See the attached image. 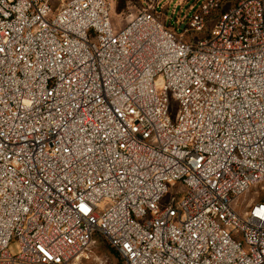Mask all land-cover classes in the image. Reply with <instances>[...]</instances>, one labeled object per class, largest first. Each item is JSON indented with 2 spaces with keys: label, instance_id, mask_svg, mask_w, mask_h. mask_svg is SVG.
<instances>
[{
  "label": "built area",
  "instance_id": "2783aa9c",
  "mask_svg": "<svg viewBox=\"0 0 264 264\" xmlns=\"http://www.w3.org/2000/svg\"><path fill=\"white\" fill-rule=\"evenodd\" d=\"M113 10L0 0V264H264V0Z\"/></svg>",
  "mask_w": 264,
  "mask_h": 264
},
{
  "label": "rangeland",
  "instance_id": "374dc122",
  "mask_svg": "<svg viewBox=\"0 0 264 264\" xmlns=\"http://www.w3.org/2000/svg\"><path fill=\"white\" fill-rule=\"evenodd\" d=\"M114 5L113 21L115 26L119 29L128 24V22L136 16L142 9V5L153 1L157 4V10L163 16L167 23L173 26V29H181L188 17H192L202 6L204 0H128L123 11L118 12L120 0H110ZM177 104L172 101V108L176 110ZM253 202H264V184L257 185L243 197L240 203H243L244 209L248 204ZM9 251L15 255L18 252L17 242L14 241ZM111 264H122L120 257L111 251L108 244L102 237L99 236L97 245L94 248L91 259L85 260L83 264H105L107 260Z\"/></svg>",
  "mask_w": 264,
  "mask_h": 264
},
{
  "label": "trees",
  "instance_id": "16d2710c",
  "mask_svg": "<svg viewBox=\"0 0 264 264\" xmlns=\"http://www.w3.org/2000/svg\"><path fill=\"white\" fill-rule=\"evenodd\" d=\"M128 0H120V2H119V6H118V8H117V10H118V12H121V11H123V9H125V7H126V2H127ZM109 246V245H108ZM110 247V246H109ZM110 249H111V251L112 252H114L116 255H118L119 257H120V260H121V262H122V264H124L123 263V260H122V258H121V256H120V254L115 250V249H113V248H111L110 247Z\"/></svg>",
  "mask_w": 264,
  "mask_h": 264
}]
</instances>
